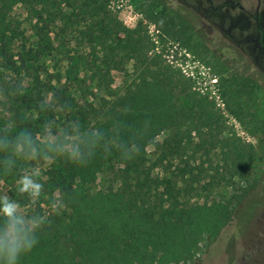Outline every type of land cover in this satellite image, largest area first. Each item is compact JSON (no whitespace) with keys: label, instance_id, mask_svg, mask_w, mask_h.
<instances>
[{"label":"rangeland","instance_id":"obj_1","mask_svg":"<svg viewBox=\"0 0 264 264\" xmlns=\"http://www.w3.org/2000/svg\"><path fill=\"white\" fill-rule=\"evenodd\" d=\"M41 1L44 7L36 12L19 2L0 14L5 31V40L0 41V197L17 200L21 213L32 217V211L48 197L21 193L18 182L25 176L43 182L54 170L58 149L65 150L72 143L66 137L53 147L57 135H50V128L38 126L26 132V128L19 129L20 120L14 122L16 113L22 122L39 117L26 108L32 83L47 78L60 89L73 81L70 92L79 104L91 95L119 101L142 78L149 80L161 69L160 78L175 86L173 96L190 98L184 103L186 110L197 109L191 103L195 97L209 101L207 112L213 118L199 120V143H204L197 156L204 169L199 196L208 200L241 197L231 223L216 239L209 234L200 236L188 264H264V73L253 64V55L247 75L239 73L237 64L244 58L238 48H220L217 57L212 49L199 44L194 29L187 27L179 33L176 25L183 21V13L178 16L175 10L162 7L163 0ZM235 1L252 14L251 25L240 22L243 10L237 8L231 23L234 19L236 24L250 27L252 37L260 26L264 32V0ZM49 18L54 24L44 28L43 22ZM55 24L61 26L54 30ZM101 26L105 36L99 38ZM41 28L44 33H39ZM239 31L237 28L235 33ZM129 41L134 43L131 51ZM11 55L15 68L4 59ZM113 62L116 68H112ZM98 76L107 82L105 88L88 84ZM91 101L99 105L98 100ZM169 134L164 131L156 140L161 142ZM227 144L242 153L247 163L243 170H234L224 161ZM107 180L108 176L99 175L90 189L109 187Z\"/></svg>","mask_w":264,"mask_h":264},{"label":"trees","instance_id":"obj_2","mask_svg":"<svg viewBox=\"0 0 264 264\" xmlns=\"http://www.w3.org/2000/svg\"><path fill=\"white\" fill-rule=\"evenodd\" d=\"M19 2L29 11L42 6L41 0H0V14ZM52 24L53 18L47 23L45 19L43 27ZM97 33L105 36L102 26ZM4 40L0 24V41ZM129 44L131 51L134 43ZM11 57H4L5 62L15 68ZM160 71L149 80L142 78L119 101L91 95L79 104L70 92L73 81L60 89L47 78L32 83L26 108L39 117L22 122L15 112L14 122L20 120L19 129L26 132L50 128L49 134L57 135L53 147L66 137L72 143L65 150L58 147L54 170L40 183L41 195L48 199H42L44 204L32 211V217L25 215L40 227L34 233L37 243L20 254L17 264H188L200 236L216 239L231 223L241 197L208 200L198 193L204 173L197 157L204 146L199 143V120L213 118L207 112L209 101L195 97L191 103L197 109L186 110L184 103L190 98L173 96L175 86L160 78ZM97 78L88 84L105 88L107 82ZM164 131L169 136L158 142ZM223 156L234 170L247 166L235 146L227 144ZM99 175L108 176L110 186L93 191L90 187ZM4 229L0 217V232Z\"/></svg>","mask_w":264,"mask_h":264},{"label":"flooded vegetation","instance_id":"obj_3","mask_svg":"<svg viewBox=\"0 0 264 264\" xmlns=\"http://www.w3.org/2000/svg\"><path fill=\"white\" fill-rule=\"evenodd\" d=\"M162 7L173 9L175 15L181 16L182 22L177 23L179 33H184L185 28L190 27L199 36V44L213 50L216 56H219L220 48L232 50L238 48L239 53L243 55V63H238L237 68L240 72L244 71L247 75L251 68V55H253V64L264 73V36L263 27L256 31L254 37L249 32L250 27H242V23L251 25L252 14L244 9L235 0H223L215 2L214 0H163ZM243 10L240 22L231 23V17L235 15V9ZM254 21L258 23L257 14ZM262 27V28H261ZM239 31L238 34L235 31ZM257 28V25H256ZM220 57V56H219Z\"/></svg>","mask_w":264,"mask_h":264},{"label":"clouds","instance_id":"obj_4","mask_svg":"<svg viewBox=\"0 0 264 264\" xmlns=\"http://www.w3.org/2000/svg\"><path fill=\"white\" fill-rule=\"evenodd\" d=\"M19 191L32 197H39L42 185L25 176L18 182ZM0 217L5 220V229L0 232V260L4 264H17L21 253H28L37 243L34 233L40 225L34 219H27L20 206L7 196L0 197Z\"/></svg>","mask_w":264,"mask_h":264}]
</instances>
